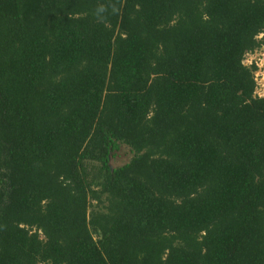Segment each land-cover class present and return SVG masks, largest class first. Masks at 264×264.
I'll return each mask as SVG.
<instances>
[{"label":"trees","instance_id":"obj_1","mask_svg":"<svg viewBox=\"0 0 264 264\" xmlns=\"http://www.w3.org/2000/svg\"><path fill=\"white\" fill-rule=\"evenodd\" d=\"M261 34L264 0H0V264H264Z\"/></svg>","mask_w":264,"mask_h":264},{"label":"rangeland","instance_id":"obj_2","mask_svg":"<svg viewBox=\"0 0 264 264\" xmlns=\"http://www.w3.org/2000/svg\"><path fill=\"white\" fill-rule=\"evenodd\" d=\"M263 37V34L258 36L259 39ZM244 62L249 66L255 64L256 92L257 95L264 97V41L261 47L245 55ZM134 154L135 152L129 146L122 145L111 156L110 164L113 168L121 166L129 162Z\"/></svg>","mask_w":264,"mask_h":264}]
</instances>
